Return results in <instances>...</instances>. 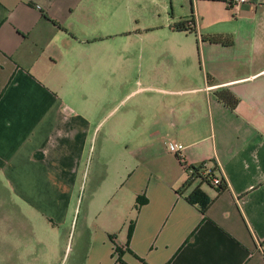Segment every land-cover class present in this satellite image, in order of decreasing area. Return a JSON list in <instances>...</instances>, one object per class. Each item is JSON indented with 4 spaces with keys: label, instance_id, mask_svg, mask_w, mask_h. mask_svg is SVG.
Wrapping results in <instances>:
<instances>
[{
    "label": "crops",
    "instance_id": "1",
    "mask_svg": "<svg viewBox=\"0 0 264 264\" xmlns=\"http://www.w3.org/2000/svg\"><path fill=\"white\" fill-rule=\"evenodd\" d=\"M231 1L193 0L191 13L158 25L141 68L118 77L140 70L139 88L123 94L134 108L104 121L107 33L127 0H0L7 264H42L33 252L57 256L72 230L86 234L84 264H264V0ZM192 14L197 33L174 27ZM171 140L190 165L215 164L226 187L187 184ZM198 185L211 198L205 211L188 198Z\"/></svg>",
    "mask_w": 264,
    "mask_h": 264
},
{
    "label": "rangeland",
    "instance_id": "2",
    "mask_svg": "<svg viewBox=\"0 0 264 264\" xmlns=\"http://www.w3.org/2000/svg\"><path fill=\"white\" fill-rule=\"evenodd\" d=\"M127 3L132 9H128L126 14L122 15L118 25H115V17H111L112 22L107 33L111 66L110 79L106 83H109L112 95L103 109L102 115L104 113L108 115L107 118L104 116V121L114 118L121 110L134 108L136 97L125 98L123 94L139 88L140 83L135 79L141 78L140 70L128 74L127 78L122 80L118 78L119 74L126 66L130 68L134 65L140 69L142 57L146 56L150 47L161 39L156 32L157 26L170 22L173 14L181 16L191 13L193 0H127ZM150 71L154 72L153 69ZM142 80L145 82V78ZM93 183L94 180L90 176L82 184L80 191V199L83 197L84 202L81 205L82 212ZM77 235L78 232L74 233L72 230L64 237V245L57 256L46 257L38 251L33 252V260H39L42 264H84L87 252L86 234L80 239ZM0 262L7 264V256H1Z\"/></svg>",
    "mask_w": 264,
    "mask_h": 264
},
{
    "label": "trees",
    "instance_id": "3",
    "mask_svg": "<svg viewBox=\"0 0 264 264\" xmlns=\"http://www.w3.org/2000/svg\"><path fill=\"white\" fill-rule=\"evenodd\" d=\"M174 27L179 30H188L197 33L196 20L193 14L189 16L181 17L179 20L174 22ZM205 38H208L211 41H222V42H230V43L233 41L232 39L231 41L224 40L222 36L203 37V39ZM215 93L218 96V98L222 100L225 104L229 105L230 107L236 106L238 102V98L231 90L220 87L215 90ZM203 163L204 162L198 165H190L191 166L190 171H187L188 172L187 184L192 182L195 178H199V177H201V181H207L212 184L210 178L205 176L203 173L204 168L207 167ZM209 167L211 169V174L214 175L215 164L209 165ZM226 185H227L226 179L222 176V180L218 184V187L222 189L225 188ZM188 198L193 203H199L203 211L207 209V207L211 202V198L199 185L194 188V190L189 194Z\"/></svg>",
    "mask_w": 264,
    "mask_h": 264
},
{
    "label": "built area",
    "instance_id": "4",
    "mask_svg": "<svg viewBox=\"0 0 264 264\" xmlns=\"http://www.w3.org/2000/svg\"><path fill=\"white\" fill-rule=\"evenodd\" d=\"M244 1H248V0H232L231 3H232L233 6H235V5H239V3L244 2ZM167 146H168V148L170 150L175 151V152L178 153L179 160L181 161L182 165L185 167V170L186 171H190L191 166H190L189 163H187L185 155H184V153L182 151L185 145L183 143H181V142H177V141L171 140V141L168 142ZM203 164L205 166H207L203 170L204 175L209 177L213 184L218 185L221 182V180H222V176L221 175H215V174L212 175L211 174V169H210V167L208 165L209 164L208 161H204Z\"/></svg>",
    "mask_w": 264,
    "mask_h": 264
}]
</instances>
